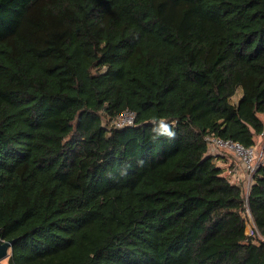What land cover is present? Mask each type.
<instances>
[{
  "label": "trees",
  "instance_id": "1",
  "mask_svg": "<svg viewBox=\"0 0 264 264\" xmlns=\"http://www.w3.org/2000/svg\"><path fill=\"white\" fill-rule=\"evenodd\" d=\"M259 135L264 0H0V264H264Z\"/></svg>",
  "mask_w": 264,
  "mask_h": 264
},
{
  "label": "built area",
  "instance_id": "2",
  "mask_svg": "<svg viewBox=\"0 0 264 264\" xmlns=\"http://www.w3.org/2000/svg\"><path fill=\"white\" fill-rule=\"evenodd\" d=\"M136 123V113L130 109H125L118 116L112 118L109 122L110 127L122 128L125 126H134ZM209 141V152L210 154L216 155L221 151L233 152L236 157L240 160L241 163L245 166V179L241 180L239 177V166L234 165L228 170V177L232 182L237 184H242L244 187H247L248 197L251 186L254 182V175L258 168L264 164V149L258 150L254 145L244 146L239 142L232 140H223L216 136L207 137ZM243 217L246 220V233L248 236H253L256 230V225L252 216V213L248 206L242 212ZM252 223V226L249 225Z\"/></svg>",
  "mask_w": 264,
  "mask_h": 264
},
{
  "label": "crops",
  "instance_id": "3",
  "mask_svg": "<svg viewBox=\"0 0 264 264\" xmlns=\"http://www.w3.org/2000/svg\"><path fill=\"white\" fill-rule=\"evenodd\" d=\"M241 96L239 97L238 102H239ZM263 149H264V146H263ZM220 154L224 155V156L220 157V158L216 157L214 161L216 162L217 165H219L220 167H222L224 169V173L227 175L230 167H232L234 165H238L239 169H240V172H239L240 178H241V180H244L245 179V173H246L244 164L241 163L240 160L236 156L234 157L232 155V153H229V152L227 153V152L221 151Z\"/></svg>",
  "mask_w": 264,
  "mask_h": 264
},
{
  "label": "rangeland",
  "instance_id": "4",
  "mask_svg": "<svg viewBox=\"0 0 264 264\" xmlns=\"http://www.w3.org/2000/svg\"><path fill=\"white\" fill-rule=\"evenodd\" d=\"M242 95V89L240 88V89H238V91L236 92V94L231 98V101L233 102V103H238V99H239V97ZM255 146H256V148L258 149V150H263V146H264V136L263 135H259V136H256V144H255ZM224 152H227V151H224ZM228 153V152H227ZM229 153H232V155L235 157L236 155L233 153V152H229ZM217 157V156H216ZM221 157V155L220 156H218V158H220ZM239 177H240V175H239ZM245 182H243L242 184H244ZM244 192H245V194L247 195V187H244ZM249 225H251L252 226V223H249ZM4 263H6L7 262V258H4L3 260H2Z\"/></svg>",
  "mask_w": 264,
  "mask_h": 264
},
{
  "label": "clouds",
  "instance_id": "5",
  "mask_svg": "<svg viewBox=\"0 0 264 264\" xmlns=\"http://www.w3.org/2000/svg\"><path fill=\"white\" fill-rule=\"evenodd\" d=\"M154 131L158 135L168 136L170 138H174L175 136V133L171 130L170 126L163 119L159 120L158 127H156Z\"/></svg>",
  "mask_w": 264,
  "mask_h": 264
},
{
  "label": "water",
  "instance_id": "6",
  "mask_svg": "<svg viewBox=\"0 0 264 264\" xmlns=\"http://www.w3.org/2000/svg\"><path fill=\"white\" fill-rule=\"evenodd\" d=\"M14 243V239L12 240H3L0 234V261L4 258H7L10 255L11 247Z\"/></svg>",
  "mask_w": 264,
  "mask_h": 264
}]
</instances>
